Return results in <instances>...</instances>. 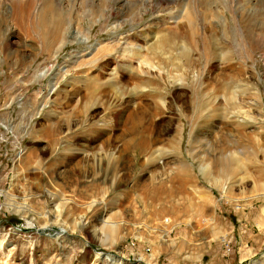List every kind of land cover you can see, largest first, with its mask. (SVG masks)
<instances>
[{"label": "rangeland", "instance_id": "374dc122", "mask_svg": "<svg viewBox=\"0 0 264 264\" xmlns=\"http://www.w3.org/2000/svg\"><path fill=\"white\" fill-rule=\"evenodd\" d=\"M24 1L0 0V264H264V0H31L30 35L15 20ZM50 6L81 23L38 56L37 14ZM162 35L175 40L171 53L153 46ZM134 45L163 66L151 70L167 100L152 120L167 152L156 162L123 153L113 182L86 134L105 109L85 106L109 90L91 79L115 66L128 74L130 62L148 70L130 57ZM69 116L82 124L51 143L47 129ZM5 192L37 214L16 212Z\"/></svg>", "mask_w": 264, "mask_h": 264}, {"label": "bare ground", "instance_id": "6f19581e", "mask_svg": "<svg viewBox=\"0 0 264 264\" xmlns=\"http://www.w3.org/2000/svg\"><path fill=\"white\" fill-rule=\"evenodd\" d=\"M28 1L26 2L24 1L25 4H22L23 2H19V3L17 2L18 5L20 6V11L16 12L17 16L15 20H17V22L19 21V25H18L19 28L23 29L28 35H30L29 33L31 32L32 27L30 28L27 24H25L23 22V18L32 17L33 11L35 9H34L33 1L31 0ZM89 11L93 14L96 13L97 9L90 7ZM37 16H39L40 23H42V27L40 28V30L42 29V31H40L41 33L40 38L43 39L44 41V43L42 44L43 48L40 49L41 51L40 53H38V56H40V54L42 53L50 54L52 49V42L56 39V37L61 33L66 35L68 27L71 24H75L74 22L79 21L80 18L79 15L76 13V11L73 9L71 10V12H68L65 15L64 12L62 13L58 11L57 13L56 7L54 6H50L47 9L42 8L38 12ZM190 16L191 13L188 12L187 18L189 20L191 19ZM79 27L80 26H78V28ZM49 38H51L50 41ZM174 41L175 40H173L171 36L162 35V37L158 39L156 45L153 46H155L156 49L163 55L165 53L172 52L171 50L163 51V48L174 47L175 45ZM179 48L180 50L178 51L180 55H185L189 51L186 47V42H184L183 45L181 43L179 45ZM102 49L104 50V52L101 51L97 52L96 58L97 60L102 59L104 60L103 62L105 61L108 62L109 59L106 58L107 56H109V53H107L108 49L106 47H102ZM127 51L131 53L130 55L131 58L139 59L142 62V64H145V66H147L148 70L146 71L144 67L140 69L139 68L136 69L135 66L130 62L131 61L130 60L129 61L130 63H127L126 65V70L128 71V74L121 71L119 66L118 67L115 66L113 69H110L111 73L110 76H108L107 78L101 79L99 77V78L91 79L89 85L90 88L97 90V88L99 87L98 82L101 81L102 84L107 86L109 89V90L105 89L102 92L106 94L108 91H110L111 93L106 94L105 96H103V93L100 96H98L97 92L88 94L90 96H87V102L85 106L86 112L89 110H94L96 106L99 107L95 102L97 100V101H101L100 105H102L105 109L104 124H102V126H99L96 123H92L89 124L87 127L86 134L87 135L89 134L92 140H96L98 143V152L95 151L92 154V156L88 154L87 155L91 156L90 158L92 159L99 157L97 159L99 160V162L103 161V163H105L106 168L112 167V170L114 171L112 172V176L110 177V180H112L113 182L121 180V177L119 176L118 173L120 170L119 167L122 165V162L124 161L125 158L123 153L135 151V152H140V154L141 153L147 154L151 152L152 156L148 157V159L150 160V162L153 161L156 162L157 159L158 160L161 159L159 157L160 155L156 154V152L161 154L167 152L157 147V145L160 144L159 143L160 140L158 141V136L156 135V132L157 130H159L160 127L158 126V123H155L152 120V118H155L157 114H160L163 111V108H165L167 100H166V93L160 92L165 90L160 88L159 85L157 86L153 85L155 83H153L152 81L153 79L151 78L152 75L151 70L152 68L155 67L162 68L163 66L161 64L157 65L152 61L148 60L147 58H144L141 48L135 47V45L134 48H128ZM183 76H181V78H183ZM81 78L83 80H86L88 77H86L85 75L82 76ZM151 88L156 89V92L153 95L150 94ZM151 96H153L155 101L151 100L148 103H144L143 98H148ZM92 97L97 99H94ZM138 99H140V101H136ZM104 101H106L107 104L110 101L111 104L109 103L108 105L109 106L111 105L112 107L111 110H107L106 104L104 105ZM85 119L86 118H84V120ZM81 124H82L81 121L73 122V118H70L69 116V118L66 119L64 125L62 123H55L51 125L46 132L47 138H49L51 143H53L57 141V132L62 131V133L63 132L67 133L65 139L71 140V137L74 134H72V136L69 135L73 132L76 126ZM82 133L83 132H81V134ZM68 146L69 147L67 148L68 149L67 151L69 152L67 157L70 160H72V158L73 157L75 158L76 156V152L74 151L78 150V148L76 147L71 148L72 144H69ZM65 150L63 151L65 152ZM228 155H224L226 161L228 160L227 159ZM205 171H207L206 168ZM153 180L154 179L152 178V181ZM223 189H225V187H223ZM4 194H6V196L9 197V204L10 206L13 207V209L16 212H22L32 215L37 214V211H35L32 208V206L29 205L28 203H23L21 205H18L13 199H10V195H8V192H5ZM49 194L50 196L51 195L55 197L57 196V200H62V201L66 200L64 198L65 196H63L60 193H56V194L49 193ZM227 194H229V192H227ZM94 202L95 201H92L90 205H92ZM64 204L65 202L57 203V206L55 205L57 210L54 211L55 212L62 211ZM29 224L33 225V222L30 221ZM63 232L65 233L66 230H63ZM61 234H63L62 231ZM249 252L251 254L252 250H249Z\"/></svg>", "mask_w": 264, "mask_h": 264}, {"label": "water", "instance_id": "95a60500", "mask_svg": "<svg viewBox=\"0 0 264 264\" xmlns=\"http://www.w3.org/2000/svg\"><path fill=\"white\" fill-rule=\"evenodd\" d=\"M58 232H59V231L56 230V233H58ZM62 233H63V231H62Z\"/></svg>", "mask_w": 264, "mask_h": 264}]
</instances>
